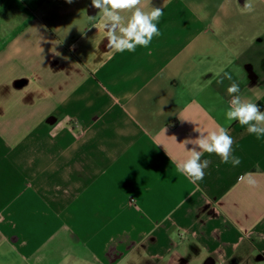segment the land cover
Masks as SVG:
<instances>
[{
    "label": "crops",
    "instance_id": "1",
    "mask_svg": "<svg viewBox=\"0 0 264 264\" xmlns=\"http://www.w3.org/2000/svg\"><path fill=\"white\" fill-rule=\"evenodd\" d=\"M141 7L161 34L121 53L91 0H0V243L23 264H264V136L234 121L238 166L177 171L225 123L222 71L264 111V0Z\"/></svg>",
    "mask_w": 264,
    "mask_h": 264
},
{
    "label": "clouds",
    "instance_id": "2",
    "mask_svg": "<svg viewBox=\"0 0 264 264\" xmlns=\"http://www.w3.org/2000/svg\"><path fill=\"white\" fill-rule=\"evenodd\" d=\"M71 4L73 0H66ZM93 8L98 9V15L104 20L106 30L107 48L118 52H134L137 46L148 47L154 37L161 33L157 27L163 9L152 7L150 11H144L141 7L142 0H91ZM245 8H251V4L245 3ZM127 14V15H125ZM89 19H94L89 17ZM225 80L230 81L227 93L231 97L227 107L223 110L224 125H218L217 130L207 135H200L197 139H186L182 143L194 145L189 151V156L182 163L177 164V171L185 175L190 182L197 184L205 176V170L211 164L209 159H202L204 153L215 154L221 163H231L233 167L238 166L241 160L233 154L234 140L229 134V127L236 121L241 126H246L247 132L253 134L257 139L264 136V111H261L256 103L241 98L240 86L232 78L231 73L222 71V78L216 83L223 84ZM248 183L255 185L251 177L264 175V173L246 174ZM241 179H244L242 177ZM176 232L171 233L174 238Z\"/></svg>",
    "mask_w": 264,
    "mask_h": 264
},
{
    "label": "rangeland",
    "instance_id": "3",
    "mask_svg": "<svg viewBox=\"0 0 264 264\" xmlns=\"http://www.w3.org/2000/svg\"><path fill=\"white\" fill-rule=\"evenodd\" d=\"M18 256L15 251L12 252L9 250L7 243H0V264H23L21 259H18ZM252 264H258V262L252 260Z\"/></svg>",
    "mask_w": 264,
    "mask_h": 264
},
{
    "label": "water",
    "instance_id": "4",
    "mask_svg": "<svg viewBox=\"0 0 264 264\" xmlns=\"http://www.w3.org/2000/svg\"><path fill=\"white\" fill-rule=\"evenodd\" d=\"M205 263H206V264H209V260H207Z\"/></svg>",
    "mask_w": 264,
    "mask_h": 264
}]
</instances>
